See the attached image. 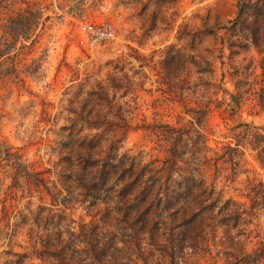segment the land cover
<instances>
[{
  "label": "clouds",
  "instance_id": "1",
  "mask_svg": "<svg viewBox=\"0 0 264 264\" xmlns=\"http://www.w3.org/2000/svg\"><path fill=\"white\" fill-rule=\"evenodd\" d=\"M28 2L31 32L13 41L0 27L5 67L43 36L27 62L26 88L0 82V264H264V168L248 149L247 160L236 157L235 175L213 179L206 158L234 142L221 141L220 127L216 152L204 149L196 110L223 104L224 93L213 95L206 84L230 69L222 86L248 92L245 108L255 107L264 86V0ZM13 3L23 8L19 0H0V8ZM98 32L107 38L95 41ZM174 89L190 106L158 108ZM169 153L164 168L157 161ZM133 167L148 172L136 199H124L135 180L104 186L106 172L121 169L122 177ZM36 168L50 173L51 199L29 191ZM157 182L146 228L148 208L132 219L128 212ZM65 204L69 219L61 224L52 216Z\"/></svg>",
  "mask_w": 264,
  "mask_h": 264
},
{
  "label": "rangeland",
  "instance_id": "2",
  "mask_svg": "<svg viewBox=\"0 0 264 264\" xmlns=\"http://www.w3.org/2000/svg\"><path fill=\"white\" fill-rule=\"evenodd\" d=\"M19 4L28 5L30 7H35V5L30 4L28 0H20ZM15 8H21L16 3H13ZM47 7V6H45ZM87 33V32H86ZM215 37V33L211 34ZM43 40V36H37L32 45L28 48L26 52H23V55L20 58H10L9 66L5 67L0 64V82H2L5 86L8 84L15 85L19 83L22 88H26L27 85V76L29 75L28 69L30 64L27 63L29 58L32 57L33 52L38 44ZM95 41L104 40V39H94ZM93 41H89L92 43ZM218 44L226 45V38H220L215 41ZM76 46L80 49V51L84 54H87V48L82 46L80 43L75 42ZM264 44V41L260 42ZM22 46V51H23ZM71 47V45H69ZM220 60H224L223 51L221 50L220 55L218 57ZM259 69L261 72V80L264 81V60H261L259 64ZM251 69H246V71H250ZM210 72L213 76L216 75V71L214 67L210 66ZM233 75V70L230 69L227 72L222 71L220 74V83H216L214 80H210L207 82L206 87L209 89L213 95H216L217 92L224 93V102L220 103H206L203 109L197 108L198 114L200 112L203 113V116L199 122V144H202L204 149H207L209 152L215 153L216 148V139L217 137V129L220 127L224 128V131L219 133V138L221 141H227L229 136L233 140V144L221 143L219 145V153L216 155L206 158L204 168L206 173H210L213 179H217L222 171H228L230 174L235 175L236 169L240 167L239 162L236 157L239 156L242 159L247 160V150L251 149V152L255 155L253 159L257 161L260 167L262 165L257 160V151L258 148L264 147V122H261L258 117L261 113H264V86L260 87L258 92L256 93V104L254 108H245V104L247 103L245 96L249 95L248 92L244 93H234L229 94V92L222 86L223 81L228 79ZM235 75H242L238 70H235ZM167 88V85H165ZM164 96L167 97L163 101L162 104H158V108H165L168 105H178L181 108L188 107L186 103H182L179 98V91L172 90L166 91ZM255 113V116H253ZM255 127V128H254ZM157 131H159L157 129ZM187 134V133H185ZM171 154L167 157L161 156L160 160L157 163L161 164L162 167L166 168L168 165L164 163L165 160L170 159ZM248 163H251L249 160ZM97 165H93V168H96ZM124 167V166H122ZM264 168V167H262ZM121 169H117L115 171L108 172L106 179L104 181V186L112 183L113 180H116L117 187L120 185H125L131 180H135V183L131 186L130 190L126 193L124 199L125 200H134L143 194V177L147 175L148 172L145 171L143 175L139 174L135 167H133L132 171L125 172L124 175L120 176ZM50 173L46 169L36 168L35 169V180L34 182L29 183L28 188L29 191L33 193H39L42 196H48L50 199L52 198V194L50 189L48 188ZM139 177V178H137ZM227 180L228 177H225ZM157 183H153L150 190L144 194V198L141 201L138 208H132L128 212L129 219H132L139 212H143L145 208H148V212L144 214L142 222L145 224L147 228L150 226L151 221L154 215V209H156V205L154 203L157 196L161 194L158 189ZM260 187L264 188V182H260ZM19 190V186L17 185L15 190H13L8 196V200L14 201L16 199V192ZM194 192L196 189L193 190ZM23 195V193H21ZM259 195V193H257ZM191 199V197H189ZM179 204L184 203V200L181 199L178 202ZM152 205L149 208V205ZM162 206V205H161ZM8 204L6 202V208ZM94 208H99V211H96L94 219L99 221L103 211V203L98 201ZM55 209V204L53 203V210ZM49 211L48 209H44L40 213V217L42 218V222L48 223V218L45 216V212ZM68 207L65 204L64 210L58 214L52 216L53 220H58L61 224L64 223L65 220H68L67 216ZM202 215H205L202 213ZM200 218L197 217V220ZM107 223V221H103ZM207 221H202L201 223H206ZM196 223V221H193ZM238 223V222H237Z\"/></svg>",
  "mask_w": 264,
  "mask_h": 264
},
{
  "label": "trees",
  "instance_id": "3",
  "mask_svg": "<svg viewBox=\"0 0 264 264\" xmlns=\"http://www.w3.org/2000/svg\"><path fill=\"white\" fill-rule=\"evenodd\" d=\"M32 9L33 8L28 5L18 9L15 8L13 4L11 6L4 4L3 7L0 8V27H2L9 36L13 37V41H15L20 34H24L25 30L27 32L33 30L32 25L28 22L29 16L32 14ZM25 38L27 39V35H25ZM0 54H3L2 50H0ZM257 160L262 167H264V147L258 148ZM96 167H99V165ZM107 174L108 172L105 173L104 181Z\"/></svg>",
  "mask_w": 264,
  "mask_h": 264
},
{
  "label": "built area",
  "instance_id": "4",
  "mask_svg": "<svg viewBox=\"0 0 264 264\" xmlns=\"http://www.w3.org/2000/svg\"><path fill=\"white\" fill-rule=\"evenodd\" d=\"M85 32H88V28H84L83 29ZM107 38V34L106 33H103V32H98V33H95L94 35V39H106Z\"/></svg>",
  "mask_w": 264,
  "mask_h": 264
}]
</instances>
